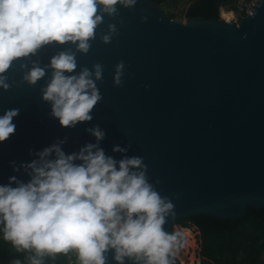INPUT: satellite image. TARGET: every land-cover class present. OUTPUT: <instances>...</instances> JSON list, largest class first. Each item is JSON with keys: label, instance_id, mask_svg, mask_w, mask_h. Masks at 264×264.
I'll use <instances>...</instances> for the list:
<instances>
[{"label": "water", "instance_id": "obj_1", "mask_svg": "<svg viewBox=\"0 0 264 264\" xmlns=\"http://www.w3.org/2000/svg\"><path fill=\"white\" fill-rule=\"evenodd\" d=\"M230 2L220 1L219 16L185 19L170 16L157 0L117 4L111 15L100 5L103 21L87 53L78 49L79 41L53 42L14 60L0 74L10 85L0 86V115L20 109L15 135L0 144V184L13 175L24 183L31 179L30 170L14 172L11 161L17 166L39 161L36 153L60 141L66 153L79 152L95 142L85 129L99 124L107 133L101 142L106 154L119 160L122 154L113 153V145L130 144L127 155L143 157L147 165L138 171L174 205L166 232L182 217L234 220L248 208H264V0L238 20H226L221 5ZM61 52L74 54L77 63L65 75L87 68L102 95L93 120L75 128L61 127L51 114L52 102L43 99L54 75L51 59ZM121 61L123 83L117 86L113 78ZM33 67L45 75L30 84L24 77ZM105 256L106 264H119L115 249ZM124 264L143 262L125 257Z\"/></svg>", "mask_w": 264, "mask_h": 264}, {"label": "clouds", "instance_id": "obj_2", "mask_svg": "<svg viewBox=\"0 0 264 264\" xmlns=\"http://www.w3.org/2000/svg\"><path fill=\"white\" fill-rule=\"evenodd\" d=\"M135 3L0 0V74L6 73L14 60L35 54L41 46L53 42L79 41L78 49L87 53L88 41L103 21L99 6L111 15L116 13L117 4ZM109 39L104 37L105 42ZM50 66L54 75L43 90V99L52 102V116L63 128L92 121L102 95L90 71L85 68L79 75H65L77 68L75 55L67 52L53 56ZM95 69L96 79H102V66L97 64ZM123 69L121 61L113 78L117 86H122ZM44 75L43 68L33 67L24 79L35 84ZM6 79L0 75L4 90L10 87ZM19 112L18 108H9L0 115V144L15 135L14 119ZM85 131L95 137V142L83 145L79 152L66 153L61 147L64 141H60L36 153L39 161L21 162L19 166L14 160L10 162L14 172L21 167L30 170L31 179L24 183L13 175L7 184H0L4 239L18 251L34 250L31 264H41L36 257L66 255L72 250L79 264H106L105 254L110 249H115L114 259L119 264H124L125 257L143 264H171L181 233H168L163 226L169 214L175 216L174 205L153 190L144 171H138L147 168L143 157L128 156L130 144H116L112 152L122 154L117 160L101 146L105 129L96 124ZM53 154L55 158L50 159Z\"/></svg>", "mask_w": 264, "mask_h": 264}, {"label": "trees", "instance_id": "obj_3", "mask_svg": "<svg viewBox=\"0 0 264 264\" xmlns=\"http://www.w3.org/2000/svg\"><path fill=\"white\" fill-rule=\"evenodd\" d=\"M163 0H157L160 3ZM220 0H196L187 10V16H219ZM170 16L177 17L178 13L172 11ZM183 226L195 224L202 234V254L215 260L218 264H264L262 258L264 251V208H248L240 218L234 220L220 219L206 214L182 217L177 220ZM3 224H0V260L3 264H31V258L26 259L28 253L34 250H20L4 239ZM171 227L170 233L172 232ZM23 256L25 257L24 259ZM33 256V257H34ZM41 264H70L73 260L79 264L75 250L68 254L59 253L55 256L44 255L36 257ZM22 259V260H21ZM175 264H182L175 257Z\"/></svg>", "mask_w": 264, "mask_h": 264}, {"label": "rangeland", "instance_id": "obj_4", "mask_svg": "<svg viewBox=\"0 0 264 264\" xmlns=\"http://www.w3.org/2000/svg\"><path fill=\"white\" fill-rule=\"evenodd\" d=\"M190 3L186 0H163L159 4L168 14L176 11L178 13L177 17L185 19L187 17V7H189ZM224 8L225 6L221 5V9ZM182 227L184 226L180 222L175 221L171 232L181 233V236L178 238L179 245L173 249L180 262L182 264H218L215 260L202 254V234L200 229L191 222L189 226H186L189 227L188 230H184ZM70 264L76 263L71 260Z\"/></svg>", "mask_w": 264, "mask_h": 264}, {"label": "built area", "instance_id": "obj_5", "mask_svg": "<svg viewBox=\"0 0 264 264\" xmlns=\"http://www.w3.org/2000/svg\"><path fill=\"white\" fill-rule=\"evenodd\" d=\"M186 1H188L189 3L190 2L193 3L195 0H186ZM257 2L258 0H232L231 3L226 7L234 13L233 20H238L240 17L249 14L253 6ZM192 3H190V5Z\"/></svg>", "mask_w": 264, "mask_h": 264}, {"label": "bare ground", "instance_id": "obj_6", "mask_svg": "<svg viewBox=\"0 0 264 264\" xmlns=\"http://www.w3.org/2000/svg\"><path fill=\"white\" fill-rule=\"evenodd\" d=\"M221 15L226 19V20H231L234 18V13L231 10H227V9H221ZM184 230H188L189 227H182Z\"/></svg>", "mask_w": 264, "mask_h": 264}, {"label": "flooded vegetation", "instance_id": "obj_7", "mask_svg": "<svg viewBox=\"0 0 264 264\" xmlns=\"http://www.w3.org/2000/svg\"><path fill=\"white\" fill-rule=\"evenodd\" d=\"M221 1V0H220ZM4 234V233H3ZM34 256V253H33V251H30L29 253H28V255H27V257H26V259H30L31 257H33ZM206 257V256H205ZM25 257L23 256V258L22 259H24ZM262 258H264V251H263V255H262ZM21 259V260H22ZM53 261H54V258L53 259H50V261H49V263L48 264H52L53 263ZM0 264H3L2 263V261L0 260Z\"/></svg>", "mask_w": 264, "mask_h": 264}]
</instances>
